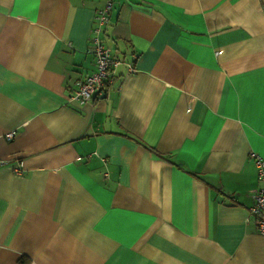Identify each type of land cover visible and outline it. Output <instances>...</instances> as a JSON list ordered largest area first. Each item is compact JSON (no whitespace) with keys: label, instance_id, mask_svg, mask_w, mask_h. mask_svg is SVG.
Returning <instances> with one entry per match:
<instances>
[{"label":"crops","instance_id":"0c3cea01","mask_svg":"<svg viewBox=\"0 0 264 264\" xmlns=\"http://www.w3.org/2000/svg\"><path fill=\"white\" fill-rule=\"evenodd\" d=\"M105 2L0 0V264H264V0H111L79 103Z\"/></svg>","mask_w":264,"mask_h":264},{"label":"built area","instance_id":"2783aa9c","mask_svg":"<svg viewBox=\"0 0 264 264\" xmlns=\"http://www.w3.org/2000/svg\"><path fill=\"white\" fill-rule=\"evenodd\" d=\"M111 8V0H106L104 6L95 12V25L91 28L92 46L90 51L94 58V69L84 78L76 81L70 98L83 103L100 96L105 86L112 81L113 70L119 60L111 54L110 49L98 39L101 27L108 21V11ZM131 69V65H129ZM12 132L7 133L10 138ZM257 165L258 179L261 185L254 190L253 203L248 207L249 216L257 229L264 236V159L255 153H251Z\"/></svg>","mask_w":264,"mask_h":264}]
</instances>
